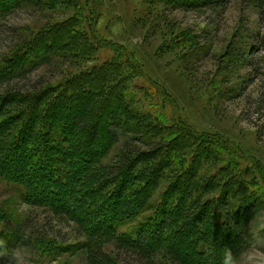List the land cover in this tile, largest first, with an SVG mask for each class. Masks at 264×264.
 Returning a JSON list of instances; mask_svg holds the SVG:
<instances>
[{
    "label": "rangeland",
    "instance_id": "rangeland-1",
    "mask_svg": "<svg viewBox=\"0 0 264 264\" xmlns=\"http://www.w3.org/2000/svg\"><path fill=\"white\" fill-rule=\"evenodd\" d=\"M183 1L36 0L35 5L14 11L0 25V61L13 52L31 61L30 70L14 79L11 86L37 94L41 89L49 92L46 100L36 98L26 107L34 131L42 129L44 121L49 123L53 113L63 112L65 101L69 103L71 98L66 97L52 110L60 86L80 104L91 97L98 99L91 84L101 83L118 88L128 113L140 112L167 127L178 125L193 136L186 134L179 149L170 148L163 155L160 162L165 164L173 157L172 165L158 181L152 174V181L145 184L146 201L141 199L142 192L135 195V204L130 196L120 197V192L111 203L106 201L108 205L95 218L84 214L89 201L94 200L79 195L87 173L82 172L80 180L71 183V192L64 189L71 178L64 173L65 168L82 166L80 170L94 175L92 166L87 168L89 163L83 166V162L67 159L63 163L47 154L40 166L43 182L52 181L63 190H59L60 195L51 189L47 195L35 197L2 175L0 168V264H86L84 252L77 249L89 240L87 231L94 232V225L135 238L147 226L154 231L165 210L181 220V206L187 202L182 197L171 200L168 191L181 183L188 171H197L204 179L203 200L214 206L224 187L236 188L245 198L261 204L256 218L246 227L244 250L233 264H264V17L260 18L254 0H229L213 10H189L181 6ZM58 29L60 35L54 34ZM42 35L46 39L40 38ZM38 41L52 44L47 57L44 49L35 52ZM30 42L32 53L26 47ZM36 54L40 56L35 58ZM86 77L87 82L79 81ZM100 102L89 111H95ZM75 114L82 117L83 109L76 108ZM27 132L23 131L21 142L26 141ZM86 134L74 129L64 133L65 141L60 140L59 133L48 142L47 132L42 137L51 153L56 143L65 149L82 141ZM175 136L168 137L169 143ZM194 136L214 144L211 147L204 142L206 155L197 154L203 139ZM11 138L4 141L0 152L9 146ZM125 140L108 144L107 154L101 155L102 163H115ZM27 144L39 146L38 139ZM186 144L191 149L182 151ZM136 146L143 145L137 142ZM75 151L79 152L69 151L72 157ZM14 155L17 167L30 170L31 158L27 159L21 149ZM217 186L223 187L222 192ZM120 209L129 214L119 218ZM101 242L109 254L118 257V264H143L136 256L118 250L115 240ZM155 263L173 264L165 249L157 253Z\"/></svg>",
    "mask_w": 264,
    "mask_h": 264
},
{
    "label": "trees",
    "instance_id": "trees-1",
    "mask_svg": "<svg viewBox=\"0 0 264 264\" xmlns=\"http://www.w3.org/2000/svg\"><path fill=\"white\" fill-rule=\"evenodd\" d=\"M227 1L229 0H184L181 6H185L189 10H213ZM66 2H69V0H66ZM254 2L260 10V18H263L264 0H254ZM35 4L36 0H0V25L14 11L23 7H32ZM56 31L53 33L60 35L61 30ZM40 38L46 39V35H42ZM44 43L45 41H38L34 48L35 52L44 49L46 51L45 57H47L50 53L48 47H51L52 44ZM30 45L31 42L26 45L28 50L31 47ZM38 56L40 55L36 54L35 58ZM8 57L0 61V150L3 149L4 141H9V136H12V138L5 151L0 152V168L3 170V174H1L7 179H14L19 185L24 186L30 196H41L42 193L47 195L51 189L55 190V195H60V191L63 189L56 187L52 181L49 184L44 183L45 178L41 177L43 167L40 166L45 162L48 154L52 159H61L63 163H67V160L68 162H74L75 160L76 163L78 161L83 162V166L84 162H86V165L89 163L90 165L87 168L92 166L90 169L94 175H90L88 170H80L82 166H76L74 169L72 167L65 168L64 171L66 175L71 177L64 186V189L68 188L70 192L72 190L71 183L79 181L82 172L87 173L85 180L88 179V181H83L84 186L79 195L80 198L83 196L88 200L90 198L94 200V203L89 201V205L86 206L84 211V214L88 213L89 217L100 216L102 210L108 203H111V199L115 196L118 197L120 192V197L123 199L129 196L132 197L131 202L133 204L138 201L135 195L142 192L141 199L146 201L148 196L144 194L147 191L145 184L152 181L153 173L154 180L158 181L163 177L165 169H170L173 157L172 159L169 157L165 164L160 161L164 154L166 156L168 149L171 148L172 150L173 147L179 149L181 147L184 136L187 134L184 132L188 131L181 129L178 125L164 126L159 119L141 115L140 112L134 114L129 112V114L124 107L121 94L117 92L118 88L101 83L91 84V87L98 92V99L95 97L92 99L91 97L86 102L81 101L80 104L73 100L75 97L70 95L65 87L60 86L56 95L57 103L52 105V110L60 100L63 102L66 97L71 98H69V103L65 101L64 108L62 107L63 112L53 113L49 123L44 121L43 128L34 131L27 105L29 103L34 104L33 100L36 98L46 100L49 92L41 89V94H37L36 91L34 93L14 89L11 86L12 82L17 77L26 75L30 70L31 61L23 60V57L14 52ZM88 80L89 78L86 77L81 78L79 81L85 83ZM118 93L120 96L117 95ZM99 101L101 102L96 105L95 111H89ZM83 104H85L84 107ZM113 104L115 106L111 108ZM76 108L83 109L84 114L82 117H77L75 114ZM91 121L95 122L90 124ZM25 123L27 125L24 126ZM27 128L29 129L28 132ZM74 129L82 133L87 132L83 138H80L82 141L77 142L74 146H64L65 149L56 146L58 145L56 143L53 146V152L50 153L46 150L48 146L46 148L45 146L49 144L43 141V133H48L47 142L51 141L53 136L56 137L57 133H59L60 140L65 141L67 137L64 133ZM25 130L27 132L25 133L26 141L21 142ZM189 133L191 132L189 131ZM189 133L187 135L192 136ZM173 134L177 136H175L174 141L169 143L171 138L168 137ZM35 135L38 137L35 138ZM123 138L126 139L124 149L115 158V163H113L114 161L113 164L102 163L101 155L105 151L107 154L106 146L118 143ZM194 138L200 141L203 139V143L197 148V154L200 156L206 155L208 148L204 145V142L208 144L209 142L206 141V138H197L196 136ZM36 139H38V147L35 145L28 146L27 142L30 145ZM137 142L143 146L137 148ZM41 143L42 146H40ZM209 145L212 147L214 144ZM18 149H21L27 155V159L31 158L33 161L30 170L26 167H17L14 164V162H17L14 152H18ZM190 149L191 146L186 144L182 151ZM66 150H78L80 153L75 151V153L73 152L75 156L72 157L70 152L67 153ZM57 155L59 156L56 157ZM198 160L199 158H196V161ZM70 169L72 173L68 174ZM229 176L236 177V174L230 173ZM182 178L181 183H177L168 191V198L171 195V200L182 197L187 202V204L181 206V220H177L175 214L165 210L154 231L147 226L135 238L124 237L125 234L124 236H118L113 229H99L102 225H94L96 228L94 232L87 231L89 240L80 249H77V251L84 252L86 264H118V257H114L113 254H109L105 250L104 243L101 242L102 239H106V241L115 240L118 250L136 256L143 264H156V255L162 249L167 250L173 264H224L225 254L229 251L234 262L244 250L248 236L246 227L256 218L261 204L245 198L242 192L236 188L224 187L223 190V187L217 186L221 192L223 190V194L217 206H214L213 202L203 200L205 195L204 179L198 175L197 171L192 173L188 171ZM87 185L88 187H86ZM134 188H136L135 193L131 192ZM74 195L72 194L71 197ZM127 211H119L118 217H126L129 214H127ZM121 213L125 215L121 216ZM106 216L109 215L106 214ZM241 219L243 222H241ZM213 224L217 226L216 229H214ZM87 226L85 225V229H87Z\"/></svg>",
    "mask_w": 264,
    "mask_h": 264
},
{
    "label": "clouds",
    "instance_id": "clouds-1",
    "mask_svg": "<svg viewBox=\"0 0 264 264\" xmlns=\"http://www.w3.org/2000/svg\"><path fill=\"white\" fill-rule=\"evenodd\" d=\"M224 264H233V257L230 251L225 254Z\"/></svg>",
    "mask_w": 264,
    "mask_h": 264
}]
</instances>
